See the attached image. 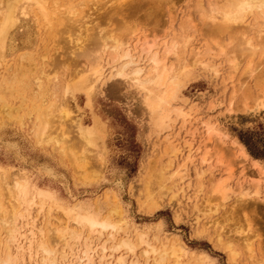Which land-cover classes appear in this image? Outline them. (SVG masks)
Segmentation results:
<instances>
[{"label":"bare ground","instance_id":"6f19581e","mask_svg":"<svg viewBox=\"0 0 264 264\" xmlns=\"http://www.w3.org/2000/svg\"><path fill=\"white\" fill-rule=\"evenodd\" d=\"M71 1L73 0H0V67L6 68V71L4 70L6 74L0 71V102L2 110L6 113L9 109L8 101L14 99L13 97L30 101L26 103V107H30V110L33 109L36 113L34 131L37 144L52 143L57 146L83 181H91L96 177L99 168L105 163L106 131L96 117L93 118L91 125H84L79 114H75L78 109L74 104L71 105V102L75 100L76 92H82L88 97L87 104H90L95 84L108 80L102 66L106 58L111 79L130 84L144 94L142 109L148 118L149 126L156 133L169 130L178 120L184 125L190 122L188 112L185 113L178 106V103L185 102L183 89L199 74L217 76L218 66L212 63L216 58L228 65L229 74L226 81L232 80V75L240 72L232 99L237 93L242 99L243 111L247 113L264 109V0H208L206 6H203L202 0H195L193 6L188 8L191 10L190 15L180 23L179 32L173 33L168 40L161 42L162 44H157L156 40L151 41L148 36L142 34L131 43L128 37L135 35L137 28L129 23L128 19L136 12H143L146 18H154L159 16L163 8L173 7L176 0H89L90 2L79 0V4L84 6L81 9H78V4L72 5ZM191 1L193 0L189 2ZM94 2L99 3L97 5ZM90 3L92 9L97 5L93 12L89 11L91 9L88 10L89 6L88 11L85 10L86 5ZM71 5L76 7L71 8ZM60 9L63 10L60 12ZM30 16L39 23L42 31L43 36L38 40L39 45L42 41L45 40L47 43L50 41L48 39L53 38L51 46L61 48L60 52L50 56L51 62L48 65L45 62L47 52L40 56L38 73L33 68L25 66L33 53L20 54L17 60L11 62L7 60V56L12 55L17 49L11 33L13 27L21 17ZM139 18L142 19L141 15ZM113 23L116 25L112 26ZM197 31H200L203 42L201 48L195 50L197 47L191 46V41ZM23 42L29 46L30 36L25 35ZM55 50L52 48L50 52ZM61 55L64 56L63 78L61 73H56L61 67ZM25 56H29V59ZM77 59L82 62L77 63ZM15 64L14 73H7L10 66L15 67ZM56 80H59L56 83L59 85L56 86L57 90L51 91L50 99L53 101L45 106L48 88L52 87V82L55 83ZM215 126L209 121L201 123L206 136L205 142L213 138L218 140L216 136L219 137L220 131L218 132ZM171 140L173 141V138ZM171 140L166 138L163 141L160 153L150 162L147 174L144 173L147 175L144 189L145 202L148 206L153 205V196L158 189L169 190L173 185V179L179 176V171L170 172L173 166L172 159L180 153ZM3 144L23 162L22 164L26 162L27 157L22 154L16 141H5ZM234 145L239 148L242 158L248 157L240 143L235 140ZM189 154L190 151L187 157H191ZM200 155V164H205L209 160L210 152L205 151ZM178 156L180 159V155ZM40 164L36 167L39 176L47 178L48 181L61 179L68 189L64 175L61 173L60 175L49 163ZM252 164L254 170L260 167L257 160H253ZM204 173L203 171L197 174L198 180L202 179ZM232 176V171L228 169L226 175L212 181L205 201L215 206L223 202L230 191L229 180ZM13 179L0 174V264H25L23 260L25 253L27 261L31 264H192L183 262L186 253L180 245L168 246L160 243V247H155L146 241L143 232L137 233L136 238L129 237L125 232L128 227L127 221L121 216L122 211L118 207H113L103 215L99 208L93 209L83 202L67 206L64 205L67 199L66 203H60L48 187L38 188L27 178ZM122 180L118 178L112 183L119 192H123L124 189ZM32 206L36 207L37 214H42L41 225L34 228L35 226L28 223L27 235H23L18 223L22 219V222L28 219ZM53 212H58L57 216H54ZM247 227L248 232H251L252 226L251 229L249 224ZM122 231L125 236L119 237ZM250 237L253 239L243 238L242 248L250 260L255 259L253 264H263L261 258L256 259V255L254 256L253 240L257 235ZM22 241L24 245L21 244ZM141 246H144L143 250H140L138 256H134ZM225 248L229 251L228 246ZM229 255L233 258V253ZM128 256L132 258L128 259Z\"/></svg>","mask_w":264,"mask_h":264},{"label":"rangeland","instance_id":"374dc122","mask_svg":"<svg viewBox=\"0 0 264 264\" xmlns=\"http://www.w3.org/2000/svg\"><path fill=\"white\" fill-rule=\"evenodd\" d=\"M189 1L176 0L173 3V7L163 8L158 14L159 16L154 18H146L143 12H138L139 14L136 12L128 19V22L134 24V27L137 28L136 34L128 37L129 41L134 43L142 35L148 36L151 41L156 40L157 44L168 40L173 33L179 32L180 23L190 15L191 10L188 8L193 6L192 3L195 0ZM71 3L72 5L76 4V6L78 4V9L84 7L83 4H79V0H73ZM91 3L86 5L85 10L89 6L88 10L91 9L89 11L93 12L99 2H94L97 5L93 4L95 6L93 9ZM202 3L203 6H206L208 0H202ZM75 7L72 6L71 8ZM61 10L63 9H60V12ZM140 15L142 19L139 18ZM134 17L137 19H134ZM195 17L196 15H194V19ZM168 23L171 28L168 27ZM252 23L253 21H251ZM111 25L115 26L116 24L113 23ZM13 29L12 31L14 32L11 31V33L15 39L17 49L12 55L7 56L8 62L17 60L20 54L33 53L31 60L27 61L25 66L33 68L38 73V69L40 71L38 64L41 62V55L47 52L48 57L45 62L48 65L51 62L50 56L60 52L61 48L56 49V45L51 46L53 38L48 39L50 41L47 43L44 40L39 45L38 40L40 36H43L41 35L42 31L39 28V23L32 19L31 16L21 17ZM25 35L31 38L29 46L23 42ZM202 42L203 38L200 35V31H197L191 41V46L197 47L195 50H198L201 48ZM52 48L56 50L50 52ZM25 57L29 59V56ZM60 58L61 69H57L56 73H61V78H63L62 74H64L65 68L62 59H64V56L62 57L61 55ZM106 60L107 58L105 63L103 60L102 66L105 71V78L108 80L104 83L97 82L95 84L90 96V104H87L88 97L82 92H76V101L71 102V105L74 104L78 109L75 114H79L78 116L83 119L82 123L84 125H91L93 118L96 117L99 118L103 128H105L104 144L106 156L104 157L105 163L99 168V174L91 181H83L81 176L74 172L71 163L59 152L57 146L52 143L47 145L37 144L35 137L36 113L33 109L30 110V107H26L30 101L27 99L21 100V97H13L14 99L8 101L9 109L6 110V113L2 110L0 102V174L5 175L7 178L13 179L15 177L13 180L27 178L29 182L38 188L48 187L50 191L54 192L60 203H66L65 199H67V203L64 204L67 206L83 202L93 207V209L99 208V212L103 215L108 213L113 207H118L122 211L121 216L127 221L126 226L128 227L125 232L129 237H135L137 233L142 234L143 232L145 239H147L146 241H149L155 247H160V243L168 246L170 244L180 245L186 253L185 261L183 262H191L192 264H200V262L201 264H253L255 259L250 260L248 258V254H246L241 244L244 237L252 240L253 237H250V235L254 236L256 234L257 238L255 237L253 240L254 256L256 255V259L261 258L264 264V109L246 113L241 107L242 99L237 93L232 99V93L237 86L240 72L232 75V80L226 81L229 74L228 65L217 58L212 60V63L218 66V75H197L183 89L185 102L183 104L182 102L178 103V106L185 113L188 112V116L190 115L188 117L190 122L184 125L181 120H178L169 130L156 133L149 126L148 118L142 109L141 103L144 94L130 84L111 79L110 75H108L109 68ZM78 62L82 61L77 59ZM15 68L16 64L15 67L11 65L7 73H14ZM4 70L6 71L4 66L0 67L1 72ZM220 78L222 79L220 80ZM57 82L59 80H56L55 83L52 82L53 88H48L45 106L50 101H53V99H50L51 91L58 89L56 87L59 85L56 84ZM203 121H209L213 126L216 125L215 128L217 127L218 132L220 131L219 137L216 136L218 140L213 138L205 142L206 136L201 127ZM166 138L169 140L173 138V141H171L180 152L172 159L173 166L170 170L171 173L179 171V176L173 179V185L169 190L158 189L153 196V205L148 206L147 202H145L144 189L147 168H149L150 162L155 156L160 153L163 141ZM182 138L184 139L182 140ZM235 140L243 146L248 154L247 158L244 159L240 156L239 148L234 145ZM5 141H16L18 143L22 154L25 158L27 157L24 164L14 156L13 152L4 147L3 142ZM189 151L191 157H187ZM205 151L210 152L209 160L205 164H200V154ZM178 155H180V159ZM187 158H190V160ZM253 160H257L260 165L257 170L253 169ZM40 163H49L59 174L64 175L66 182H68L69 190L66 189V185L61 179L48 181L47 178L39 176L36 167L41 165ZM144 166L145 168H143ZM175 168L177 169L175 170ZM228 169L232 171L233 176L229 180L230 191L227 193V198L217 206L213 203H207L205 200L208 197L211 182L215 181L216 178H220V176L226 175ZM203 171L205 173L202 179L198 180L197 174H201ZM118 178L123 179V192H119L112 184ZM165 191L166 194H164ZM205 192L207 193L204 194ZM156 198L157 201H155ZM57 213L53 212L52 214L57 216ZM41 217L42 214H37L36 207L32 206L28 219L25 222H22V219L19 221L21 224L18 223V226L22 228L20 232L23 235H27L28 223L35 226L34 228L39 227L41 225ZM247 220L249 221L247 222ZM248 224L250 229L252 226L251 232H248ZM122 236H125L123 231L119 233V237ZM23 243L24 241L21 242V244ZM227 246L230 252L226 250L225 247ZM141 247L136 250L134 256L140 254L144 246ZM242 251L243 253H241ZM229 253H233V258L230 257ZM130 258L132 256H128V259ZM23 260L25 264H31L27 261L26 253Z\"/></svg>","mask_w":264,"mask_h":264}]
</instances>
